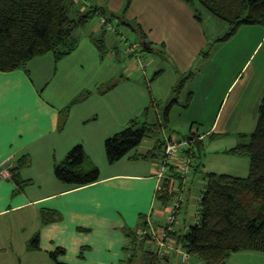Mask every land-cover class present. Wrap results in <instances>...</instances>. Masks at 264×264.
Masks as SVG:
<instances>
[{"label": "crops", "instance_id": "1", "mask_svg": "<svg viewBox=\"0 0 264 264\" xmlns=\"http://www.w3.org/2000/svg\"><path fill=\"white\" fill-rule=\"evenodd\" d=\"M159 1L177 7L185 3ZM101 27L98 21L93 31L87 29L88 38L78 37L75 51L57 62L46 53L24 68L0 71V264H56L49 252L57 247L65 249L58 260L67 264H119L124 231L137 230L140 215L152 219L155 226L163 224L165 212L155 198L160 187L154 175L157 159L133 158L146 154L153 139H144L111 164L103 147L106 137L151 107L141 81L132 82V74L124 71L111 90L88 89L86 96L70 105L64 126L58 128L59 112L78 93L88 91L83 89L93 80L90 69L96 72L98 60L89 35ZM134 64L135 59H130L126 70L144 69ZM190 133L200 138L199 133ZM163 137L174 136L166 130ZM79 143L98 167L99 179L75 187L54 177L53 164ZM21 156L28 157L29 164L21 166L18 175L31 183L15 191L9 167ZM46 210L58 216L42 224ZM36 232L39 248L30 250L26 244Z\"/></svg>", "mask_w": 264, "mask_h": 264}, {"label": "trees", "instance_id": "2", "mask_svg": "<svg viewBox=\"0 0 264 264\" xmlns=\"http://www.w3.org/2000/svg\"><path fill=\"white\" fill-rule=\"evenodd\" d=\"M183 1L193 10L196 5L204 8L213 17L227 24L228 32L222 39L236 33L241 25L257 24L264 27V0ZM130 4L131 0H128L123 10ZM195 12L200 19L197 9ZM97 14L104 20L103 23L99 22L102 26L101 32L97 36L90 33L89 37L103 57L109 51L103 35L109 30L106 26L109 25L110 17L115 15L114 13L107 15L103 6L83 5L82 2L75 0H0V71L24 68L29 60L46 53H52L54 61L57 62L63 56L75 51L79 42L75 32L85 29ZM131 29L139 31L138 34L143 41L142 44L138 42L140 52L150 51V43L146 40V33H143L141 25ZM146 43L149 44L148 48L144 46ZM131 52L129 58L135 56ZM156 75L158 74L155 73ZM120 79H114L105 86L101 84L96 91L98 93L109 91L119 83ZM88 92L89 90L77 94V97L59 112V129L65 124L70 105L82 99ZM260 100L256 124L249 134L248 141L239 142L225 151L230 155L247 156L249 159L247 175L239 177L211 171L202 174L204 185L197 202L195 223L188 228L184 223L180 225L177 215L182 200L176 208L174 222L168 224L164 220L160 226H155L154 222L155 228L162 227L173 239V247L167 248L166 251H160L154 238L147 233L151 219L140 215L137 230L124 231L126 237V242L122 245L124 256L119 260V264H171L170 258L174 255L179 256L181 264H188L187 261L191 256L202 264H224L233 253L238 251L264 252V93ZM173 101L175 99L170 103ZM170 103L166 107L162 124L158 119L149 118V107H147L141 113V119L137 117L131 119L125 128L106 137L103 140V147L107 162L114 163L126 156L144 139L149 138L154 139L152 147L146 154L134 155L133 158L160 159L166 140L164 137L159 139L158 134L169 120L166 114ZM164 129L167 130L166 127ZM193 135L190 133L184 138L190 141L189 145L179 151L181 156L189 158L190 175H195L199 171V166L202 164L200 152L204 146V138ZM208 137L210 140L214 139L215 134L209 133ZM172 138L168 137V139ZM64 155L53 164V174L56 179L75 187L91 184L99 179V169L85 153L81 143L73 145ZM28 164L29 158L21 156L9 167L10 178L17 188L15 191L22 190L31 183L30 180H24L18 175L19 168ZM162 174L155 198L164 208L182 190L183 182L182 177L175 171L174 163L166 164ZM57 216L55 212L46 210V215H42V224H47ZM141 230L145 232L140 236L138 231ZM39 239V234L36 232L28 240L26 247L30 250L38 249ZM83 249L79 253L80 258L83 257ZM178 250H182L187 255L185 260ZM64 252L65 249L57 247L49 252V256L56 264H67L58 260Z\"/></svg>", "mask_w": 264, "mask_h": 264}, {"label": "rangeland", "instance_id": "3", "mask_svg": "<svg viewBox=\"0 0 264 264\" xmlns=\"http://www.w3.org/2000/svg\"><path fill=\"white\" fill-rule=\"evenodd\" d=\"M127 1L89 0L90 5L103 6L107 15H115L108 23L113 29L103 35L109 48L108 56L101 57L94 47L97 70L90 69L93 80L83 90L105 86L129 72L132 74L129 79L141 81L148 93V103L152 105L148 109L150 119L164 122L166 107L175 99L167 110L169 120L164 126L167 131L173 133L175 140L186 138L190 132L206 137L200 152L199 171L186 179L178 193L182 202L177 219L184 221L188 228L196 221L204 172L239 177L248 173L247 156L230 155L225 151L239 142H247L256 124L257 109L264 93L263 28L257 24L241 25L236 33L222 39L228 32L227 24L200 6H194L193 10L185 3L177 7L159 0H131L129 7L123 10ZM196 9L200 19L195 15ZM99 16L97 14L86 29L77 30L76 36L81 40L88 38L86 30L93 31ZM138 25L147 34L145 37L151 46L148 52H140L138 42L143 41L139 31L131 29ZM130 46L136 48L133 58L142 59L144 71L126 70L132 59L129 58ZM110 64L113 69L109 68ZM136 117L142 118L141 114ZM164 127L160 129L159 139L166 131ZM209 133L215 134V138L210 140ZM160 221L164 222V216ZM170 261L181 264L178 255L172 256ZM187 262L202 264L193 256ZM224 264H264V252L238 251Z\"/></svg>", "mask_w": 264, "mask_h": 264}, {"label": "built area", "instance_id": "4", "mask_svg": "<svg viewBox=\"0 0 264 264\" xmlns=\"http://www.w3.org/2000/svg\"><path fill=\"white\" fill-rule=\"evenodd\" d=\"M78 2H82L83 5H89V2L87 0H75ZM100 23H103L104 20L101 17L99 20ZM107 29H113V27L109 24L106 26ZM133 45V44H132ZM131 45V46H132ZM130 50L133 52H137L136 48L131 47ZM136 56V55H135ZM135 59V58H134ZM137 68H143L144 64L142 59H138L135 61L134 64ZM165 144L162 147V156L160 159H158L156 163V169H155V174L157 179L159 181L161 180L163 176V171L165 168V165L168 163H174L175 166V171L182 177V182L184 183L187 178L190 176V161L188 156H181L179 154V151L186 148L189 145L188 140L186 139H180V140H175L174 138L168 139L164 138ZM182 198L180 195H176L175 198L168 204L166 205L163 209L165 212L164 215V220L167 221L168 224L174 222L176 220L175 214L177 211V207L179 203L181 202ZM145 231L141 230L138 231V234L141 236L143 235ZM147 233L154 238V241L156 245L158 246V249L160 251H166L167 248L173 247V239L168 236L166 233V230L163 229L162 227L155 228L153 225V222L149 221V228ZM179 253L183 256V260L186 259L187 255H185L182 250H178Z\"/></svg>", "mask_w": 264, "mask_h": 264}, {"label": "water", "instance_id": "5", "mask_svg": "<svg viewBox=\"0 0 264 264\" xmlns=\"http://www.w3.org/2000/svg\"><path fill=\"white\" fill-rule=\"evenodd\" d=\"M144 46H145L146 48H148V47H149V44L146 43Z\"/></svg>", "mask_w": 264, "mask_h": 264}]
</instances>
